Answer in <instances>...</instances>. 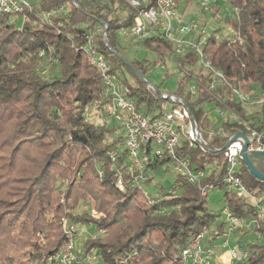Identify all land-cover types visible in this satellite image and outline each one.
Returning <instances> with one entry per match:
<instances>
[{
  "label": "trees",
  "instance_id": "trees-1",
  "mask_svg": "<svg viewBox=\"0 0 264 264\" xmlns=\"http://www.w3.org/2000/svg\"><path fill=\"white\" fill-rule=\"evenodd\" d=\"M192 2L186 0V4ZM65 3L69 6L66 15L57 14L50 22L38 19L37 14ZM229 3L234 14L226 15L222 21L232 27L233 33L224 39L210 37L205 52L227 80L247 91L256 89L264 94V0H229ZM119 11L126 13L124 18L118 15ZM219 11L216 6L210 8L214 17ZM29 14L33 21L21 28L17 27L19 20L9 23V15H0V96L15 97L20 105L23 101L24 107L17 102L13 105L24 117L19 131L29 132L30 137L13 151L17 153L24 144L32 142V146H26V159L35 165L30 170L7 168L3 174L7 179L0 177V258L5 264L26 261L49 264L48 257L66 243L62 225V219L66 218L71 224L93 225L98 232L105 231L102 236L89 237L83 248L85 255L95 250L103 264H185L182 250L197 233L217 223L221 215L209 209V196H202L196 185L178 175L171 187L176 196L153 204L135 187L129 171L125 173L124 186H117L109 154L118 150L116 164L125 166L123 135H114L115 125L111 122L100 125L83 115L86 104L104 96L100 73L78 49L85 42V34L99 25L108 26L107 39L102 34L96 35L95 44L110 59L111 71L120 78L127 68L136 79L135 85L121 79L130 89L129 96L143 106L144 113L160 104L158 94L138 74L143 75L149 69L151 60L127 63L120 54L118 32L135 22L136 10L123 0H37ZM137 43L163 61L173 50V44L162 36H149ZM11 44L20 50L10 61L4 49ZM43 50L51 51L58 60L54 63L56 68L53 66L47 73L36 67ZM179 60L181 84L194 73L189 70L185 74L184 69L195 59ZM177 92L183 95L184 89ZM210 99V94L203 93L191 104L207 141L206 150L184 141L177 152L189 157L197 168L214 166V173L205 181L215 182L222 189L225 205L234 215L257 220L254 228H242L244 232H255L264 239V219L221 183L226 171L223 148L229 136L243 131V126L240 121L230 120L211 126L209 111L202 105ZM229 106L241 120L253 126L262 121L264 105L262 111L251 113L240 104ZM212 130L214 134L210 135ZM75 150H82L85 157H78ZM255 164L260 165L257 160ZM162 166L172 172L165 160L149 165V171L156 172ZM99 169L103 170L102 175ZM240 171L252 190L264 191V181L253 176L243 160ZM152 181L149 175L148 182ZM90 200L95 202L93 210L101 214L100 218H93L90 212H75L81 202ZM224 226L225 222L219 223V235ZM238 245L246 248L249 255L233 264H264V243L245 242L241 237ZM79 261L86 264L80 258L74 264Z\"/></svg>",
  "mask_w": 264,
  "mask_h": 264
},
{
  "label": "built area",
  "instance_id": "built-area-1",
  "mask_svg": "<svg viewBox=\"0 0 264 264\" xmlns=\"http://www.w3.org/2000/svg\"><path fill=\"white\" fill-rule=\"evenodd\" d=\"M35 1L37 0H0V15L14 16L18 20L21 19L22 24L30 22L29 13L34 11ZM215 1L199 0L202 13L209 12L211 6H215ZM123 2L136 10L135 22L119 30L124 39L141 42L149 36H162L173 44V50L166 58L175 61L179 68L181 67L180 58H193L195 62L189 61L184 69L185 74H189V70H193L194 73L188 81H183L179 85V89H184L183 95L178 92L169 94L159 92L154 86L148 85L152 92L158 94L161 102L158 106L152 107L150 112L144 113L143 106L138 105L129 96V87L123 85L122 81H119V76L111 71L110 59L96 47V35L102 34L107 39L108 26L99 25L95 30H89L87 35L85 34V42L78 49L86 54L88 62L100 73L104 85V96L86 104L83 115L93 123L94 118L102 119L101 122H95L100 125L104 124L103 120L107 122L114 120L119 123L115 125L114 131L116 136L123 135L127 158L125 166L118 167L116 162L119 151L113 150L109 154L116 171L117 186H124L125 173L129 171L135 187L146 196L150 204L162 199L174 198L176 191L173 188L153 196L144 187L148 183L149 165L165 160L172 173L196 185L202 196H209L212 190L222 192L215 182L205 181L214 173V166L197 168L189 157L177 152L184 141L191 146H198L203 151L206 150L207 141L203 138L198 121L191 111V104L203 93L210 94L211 99L202 104L209 111L210 125L216 127L222 121H240L244 129L242 132L250 140L248 151H264V114H262V121L253 126L249 121L241 120L229 106L230 103L245 107L249 104L259 105L261 106L259 111H262L264 94L256 89L247 91L241 85L227 80L224 72L213 65L205 52V45L213 35L207 33L204 24L188 21L183 13L179 12L181 4L186 3V0H123ZM187 5L185 4V8ZM68 9L69 6L65 3L37 14L38 19L50 21L57 14L66 15ZM125 15L126 13L122 18ZM215 36L218 38L217 35ZM39 56L43 63L37 67L38 71L45 64L58 62L51 51L43 50ZM156 59L155 66L164 67L165 62L159 58ZM144 81L146 82L145 79ZM214 111L219 117L213 119ZM221 131L226 134L223 128ZM213 134L214 130L210 135ZM233 136L234 134L229 136L228 140ZM243 146L244 139L239 137L228 147L223 148L226 171L221 183L226 190L234 192L248 205L254 207L258 215L264 219V191L260 193L252 190L244 182L240 171ZM98 172L102 175L103 170L99 169ZM222 214L225 216L226 227L222 235L226 238L220 245L229 248L231 259L235 261L246 259L249 255L248 250L239 245L229 247V237L240 228H254L257 220L237 217L226 205L222 209ZM62 225L67 240L61 250L48 257L49 264H73L76 260L77 226L69 223L66 218L62 219ZM208 235L210 231L204 228L188 242L182 250V259L185 264H213L218 251L215 246L205 245L204 241ZM258 236L260 237L259 234Z\"/></svg>",
  "mask_w": 264,
  "mask_h": 264
},
{
  "label": "rangeland",
  "instance_id": "rangeland-1",
  "mask_svg": "<svg viewBox=\"0 0 264 264\" xmlns=\"http://www.w3.org/2000/svg\"><path fill=\"white\" fill-rule=\"evenodd\" d=\"M185 4L186 3L184 2L181 4L179 12L183 13L184 18L188 21L205 24L206 31L209 35H217L218 39H224L233 33L232 27L230 25H227L224 21H222V18L225 17L226 15L234 14V8L229 3V0L215 1V6L220 9L219 15L217 17H214L213 13L210 11L206 13H202L199 5V0H193V2L191 4H188L186 8H185ZM124 14H125L124 11L118 12V15L121 17H123ZM202 17L203 19H201ZM16 21H18V18L14 16H9V23ZM32 21L33 20L31 18L30 22ZM21 26H22V20L19 19V21L17 22V27L21 28ZM118 37L122 45V48L120 49V54L123 56V58L127 63H132L134 61H143L144 59L147 58L151 60V65L149 66V69L143 74V78L146 80L148 85H152L159 92H163L167 94L178 91L180 85V79L182 78V71L177 66L175 61L166 58L164 60L165 62L164 67L155 66V62L157 61L156 56L148 52L141 43L130 41L129 39H124L119 32H118ZM4 50L6 51V56L11 61L14 60V58L18 55L20 49L14 44H11L8 45ZM42 63H43L42 59L38 60L36 67L40 66ZM53 66H54L53 63H50L49 65L45 64L44 66H42V68L39 71H43L44 73H47ZM122 78H126L127 81L132 85L136 84L135 77L127 68L124 69V75L120 77L119 81ZM5 98L4 96L2 97L0 96V177L3 176L5 169L7 168L11 169L12 167H14L15 170L18 169L30 170L35 168V165L30 160L26 159L27 156L26 152H28L26 146H32L31 144L32 142L29 141L28 143L30 144L28 143H26V145L24 144L23 149L17 153L16 152L14 153L13 151L14 150L13 148L15 146H19L20 144H22L21 142H24L23 140H25V138L30 137L29 132L25 130L19 131L21 130L20 129L21 127L19 126L24 117L21 115L19 110L16 109L13 105L17 102L16 103L17 105H19L20 107H24V103L22 101V104L20 105L19 102L15 99V97H10L9 98L10 100ZM20 98L22 100L25 99L24 96ZM75 105L76 104H74L73 102L72 107L75 108ZM246 109L248 112L251 113L256 110H261V106L249 104L246 106ZM58 114H60V112ZM217 116L219 117L218 113L214 111L212 113L213 119L214 117ZM93 120H95V122L102 121V119L100 118H94ZM103 121L104 124L109 123L107 122V120H103ZM111 123L113 125L119 124L114 120H111ZM114 135H115V131H114ZM75 153L78 157L81 158L85 157V153L82 150H75ZM33 156L34 155H32L30 159L33 158ZM148 175L153 177V181L148 182L147 184L144 185V187L153 196L158 194L159 192L169 191L174 181L176 180L175 173L167 172L165 166L160 167L156 172L149 171ZM2 179L6 180L7 176H3ZM159 186H163V188ZM62 188L65 187L63 186ZM222 195L223 193L217 190H212L209 192V197H208L209 209L215 213L221 214L220 217L218 218V222L208 229L210 232H212L213 229H217L219 223L225 222V216L222 214V209L225 206V201L223 200ZM11 199H14V197H11ZM94 206H95V202L93 200H90V202L88 203L81 202L75 212H79V213L90 212L93 218H100L101 214L93 210ZM74 224L77 226V232L75 236V254H76L75 262L80 258L81 263L103 264L102 259L97 255V252L95 250H92L89 254L85 255L83 248L85 241L89 237L102 236V234L103 235L105 234V231L98 232L96 227H94L93 225L86 226L78 223H74ZM245 233L246 232H244L241 228L238 230L237 233L235 232L232 233L229 237L230 240L229 247H236L238 245V239H240V237H242L243 241L245 242L264 243V239L259 237L258 234H256L255 232L250 231L246 234ZM225 238L226 236L221 235L219 242L224 240ZM78 263L80 264V261ZM0 264H5L4 259L0 258ZM24 264H29V263L28 261H26Z\"/></svg>",
  "mask_w": 264,
  "mask_h": 264
},
{
  "label": "water",
  "instance_id": "water-1",
  "mask_svg": "<svg viewBox=\"0 0 264 264\" xmlns=\"http://www.w3.org/2000/svg\"><path fill=\"white\" fill-rule=\"evenodd\" d=\"M138 74L143 78L142 74L140 73ZM239 137H242L244 139V146L241 154L245 165L247 166V168L249 169L250 173L253 176L264 181V151L261 150H255L251 152L248 151L250 140L244 132L242 131L236 132L234 136L227 141L224 148L228 147L231 142L235 141ZM255 160H257L260 163L259 166L255 164Z\"/></svg>",
  "mask_w": 264,
  "mask_h": 264
},
{
  "label": "crops",
  "instance_id": "crops-1",
  "mask_svg": "<svg viewBox=\"0 0 264 264\" xmlns=\"http://www.w3.org/2000/svg\"><path fill=\"white\" fill-rule=\"evenodd\" d=\"M225 226L223 227V230L221 231V234L218 235V228L213 229L212 232H210V235H208V238L205 239L204 243L207 246H215L217 248V255L213 260V264H233L235 260L231 259L229 255V248H224L220 244L222 241L219 242L220 236L225 230ZM236 231L235 233H237ZM241 238V237H240ZM239 240V239H238Z\"/></svg>",
  "mask_w": 264,
  "mask_h": 264
}]
</instances>
